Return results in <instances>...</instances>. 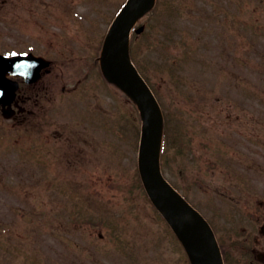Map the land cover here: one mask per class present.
<instances>
[{
	"label": "rangeland",
	"instance_id": "obj_1",
	"mask_svg": "<svg viewBox=\"0 0 264 264\" xmlns=\"http://www.w3.org/2000/svg\"><path fill=\"white\" fill-rule=\"evenodd\" d=\"M125 1L0 0V54L46 53L59 81L47 77L34 89L33 116L0 114L7 264H188L138 188L135 105L96 65L88 73L74 58L65 68L66 56L47 49L63 39L76 58L90 59V37L99 56ZM154 20L136 50L150 77L164 82L178 144L196 159L174 162L185 166L178 183L226 241L235 229L228 210L258 193L248 183L264 174V0H167ZM199 175L203 187L193 185Z\"/></svg>",
	"mask_w": 264,
	"mask_h": 264
},
{
	"label": "water",
	"instance_id": "obj_2",
	"mask_svg": "<svg viewBox=\"0 0 264 264\" xmlns=\"http://www.w3.org/2000/svg\"><path fill=\"white\" fill-rule=\"evenodd\" d=\"M153 0H132L114 26L106 44L104 67L111 81L136 98L144 119L141 170L148 192L185 243L194 264H221L215 239L206 222L163 179L158 165V141L162 119L149 88L131 65L127 39L135 20ZM41 59L33 56L0 59V103L11 104L17 85L5 79L8 71H23L32 81L40 77Z\"/></svg>",
	"mask_w": 264,
	"mask_h": 264
},
{
	"label": "trees",
	"instance_id": "obj_3",
	"mask_svg": "<svg viewBox=\"0 0 264 264\" xmlns=\"http://www.w3.org/2000/svg\"><path fill=\"white\" fill-rule=\"evenodd\" d=\"M159 6H162V0L157 1V5L155 6L154 11L152 12L153 14L158 11ZM137 37H138L137 35L133 36V40H132V44H131V59L135 63V65L137 66V68L139 69V71L141 72L143 77L146 79V81L152 85V87L154 88L157 95L160 96V95H162L161 86L164 90V82L163 81H156L152 77H150L149 71L146 69V66L144 65V63L141 62L140 53H137V50H136ZM163 93H164V91H163ZM164 95H162L160 97L161 104L164 105L163 111L165 113V146H164L162 159H163V170H164L165 174L169 175V174H171L170 173L171 172L170 171V165H171L170 150H171V147L174 145V143H173V139L170 138V128H171V123H172L171 114L168 113L166 105L164 103H162V101L165 102ZM165 96H167V95H165ZM173 157H177V158L181 157V152L178 149H175V155ZM178 188L180 189L179 186H178Z\"/></svg>",
	"mask_w": 264,
	"mask_h": 264
},
{
	"label": "flooded vegetation",
	"instance_id": "obj_4",
	"mask_svg": "<svg viewBox=\"0 0 264 264\" xmlns=\"http://www.w3.org/2000/svg\"><path fill=\"white\" fill-rule=\"evenodd\" d=\"M21 102L24 104L25 99ZM258 219L259 229L253 235L246 236L250 238L245 240L243 248L244 264H264V219L260 220V217Z\"/></svg>",
	"mask_w": 264,
	"mask_h": 264
},
{
	"label": "bare ground",
	"instance_id": "obj_5",
	"mask_svg": "<svg viewBox=\"0 0 264 264\" xmlns=\"http://www.w3.org/2000/svg\"><path fill=\"white\" fill-rule=\"evenodd\" d=\"M159 146H160V142H159Z\"/></svg>",
	"mask_w": 264,
	"mask_h": 264
}]
</instances>
